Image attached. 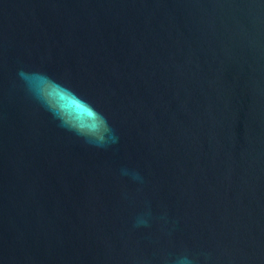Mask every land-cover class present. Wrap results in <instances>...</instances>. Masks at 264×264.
Returning <instances> with one entry per match:
<instances>
[{
    "label": "water",
    "instance_id": "water-1",
    "mask_svg": "<svg viewBox=\"0 0 264 264\" xmlns=\"http://www.w3.org/2000/svg\"><path fill=\"white\" fill-rule=\"evenodd\" d=\"M0 264H264V0H0Z\"/></svg>",
    "mask_w": 264,
    "mask_h": 264
}]
</instances>
